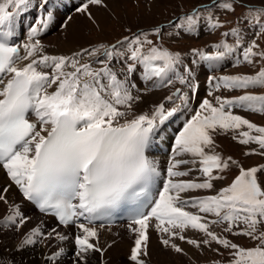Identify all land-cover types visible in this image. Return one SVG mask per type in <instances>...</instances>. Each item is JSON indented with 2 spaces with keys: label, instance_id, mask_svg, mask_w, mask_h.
<instances>
[{
  "label": "snow or ice",
  "instance_id": "snow-or-ice-1",
  "mask_svg": "<svg viewBox=\"0 0 264 264\" xmlns=\"http://www.w3.org/2000/svg\"><path fill=\"white\" fill-rule=\"evenodd\" d=\"M50 0H0V168L8 183L0 187V231L21 233L16 251L42 244L57 250L46 254L45 264H60L65 249L59 244L68 236L59 230L75 227L71 264H90L99 254L100 264L107 248L100 244V232L111 227L117 210L130 211L128 229L134 234L128 256L131 264H150V235L155 231L164 249L187 255L184 244L201 254L205 250L223 257L227 264H264V165L245 168L231 156L215 151L214 137L232 133V139L249 147L245 156L264 157V126L234 114L242 108L264 113V0H212L206 6L169 20L166 26L129 31L115 44L95 43L71 54H48L41 36L49 29L53 12ZM91 6L106 8L105 0H84L76 12L100 27ZM234 14L235 26L224 32L234 44L222 40L211 45L209 54L193 48L200 61H219L240 52L234 66L247 64L254 74L209 76L213 91L242 90L231 98H205L199 110L175 136L162 186L158 162L151 148L161 127L173 118L195 94L198 84L180 52L163 47L168 35L198 32L201 22L207 29L224 27L212 8ZM38 8L40 14L28 27L26 40L17 43L16 24L22 14ZM207 13V15H205ZM67 18L62 27H68ZM253 39L245 44V36ZM193 60V63H197ZM141 71L145 87L134 77ZM148 83L152 87H148ZM182 87H176V84ZM154 88L169 94L149 111L137 112L144 97ZM188 89L189 91H185ZM170 105V106H169ZM247 130H243V129ZM182 170V166H189ZM232 167L238 174L216 191V181L225 179ZM200 173L189 177L193 169ZM40 213L52 216L57 227L43 230L40 224L23 229L31 217L20 204L9 200L12 188ZM198 190L214 195L190 196ZM107 222V223H105ZM216 227L220 231L215 230ZM197 233L190 238L187 233ZM229 237H244L251 246H242ZM215 245V247H214ZM108 247H111L109 244ZM0 264L14 261L0 257ZM211 264H222L213 260Z\"/></svg>",
  "mask_w": 264,
  "mask_h": 264
},
{
  "label": "bare ground",
  "instance_id": "bare-ground-1",
  "mask_svg": "<svg viewBox=\"0 0 264 264\" xmlns=\"http://www.w3.org/2000/svg\"><path fill=\"white\" fill-rule=\"evenodd\" d=\"M124 0H105L107 7L98 8L91 7L92 15L100 26L106 25L111 20V13L114 7L122 4ZM93 25L85 15L79 17L73 16L68 23L66 29H60L57 25L50 31H46L45 37L42 43L46 46V52L48 54H71L72 51L78 50L80 47H87L89 44H95L92 42V38L89 37V32ZM169 89L163 91H154L148 93L142 103L138 106L139 110L149 109L150 106H154L165 94H168ZM5 183V180L0 171V183ZM5 214V207L0 204V216ZM17 240L15 239L13 232L9 230L0 231V257L6 259V256H13L14 264H45L44 253L42 251L27 248L24 251H16ZM128 241L122 238L121 242L115 243L109 250L108 254L110 260L107 264H129L125 259V254L128 248ZM6 248V250H5ZM150 259L155 264H187L186 260L182 256L173 255L169 251H164L160 248L154 240L150 242ZM190 256L197 257L194 251H190ZM60 264H62L60 262ZM97 264V263H92Z\"/></svg>",
  "mask_w": 264,
  "mask_h": 264
},
{
  "label": "rangeland",
  "instance_id": "rangeland-1",
  "mask_svg": "<svg viewBox=\"0 0 264 264\" xmlns=\"http://www.w3.org/2000/svg\"><path fill=\"white\" fill-rule=\"evenodd\" d=\"M147 0H124L121 5L113 8L111 13V20L99 28L94 26L88 33L92 38V42H111L121 37L125 32V28H132L133 30L139 28H150L164 22L165 18H169L171 14L175 13L180 7H183L182 12H187L197 5L206 4L212 0H153L150 3ZM259 4L261 0H254ZM243 10L240 9L239 13ZM204 40V39H203ZM206 41V40H205ZM190 45L194 44V40H190ZM264 47V42H261ZM264 122L262 118H255ZM220 143L225 147L226 151L233 156H239V149L233 146L232 143L225 139H220ZM237 151V152H236ZM258 161H244L245 166H250ZM234 176V172L230 173ZM233 176H230L233 177ZM152 261V260H151Z\"/></svg>",
  "mask_w": 264,
  "mask_h": 264
}]
</instances>
